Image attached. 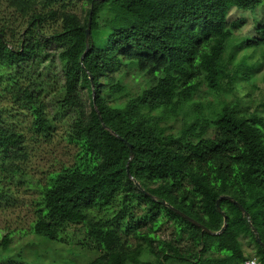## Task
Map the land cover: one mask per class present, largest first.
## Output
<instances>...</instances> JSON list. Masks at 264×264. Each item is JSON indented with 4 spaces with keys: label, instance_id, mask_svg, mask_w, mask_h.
Listing matches in <instances>:
<instances>
[{
    "label": "trees",
    "instance_id": "1",
    "mask_svg": "<svg viewBox=\"0 0 264 264\" xmlns=\"http://www.w3.org/2000/svg\"><path fill=\"white\" fill-rule=\"evenodd\" d=\"M87 1L92 13L84 54L90 7L81 17L70 9V0H3L28 27L14 44L4 40L0 29V97L8 93L19 110L29 112L30 130L48 139L53 119L42 101L48 85L43 74L57 60L62 83L55 111L71 114L65 138L77 149L72 165L48 174L31 232L67 243L58 235L82 224L87 241L102 251L89 264H246L252 258L264 264V248L252 232L264 244V120L240 117L223 102L207 112L194 102L192 81L201 77L209 91L217 89L215 71L224 52L228 12L234 7L254 11L261 0ZM44 24L59 30L40 36ZM247 46L264 48V23ZM123 59L150 80L136 96L124 93L123 84L111 76ZM176 110L187 120L175 132L153 116L159 112L162 120ZM6 118L0 106L2 170L26 158L25 137ZM124 142L131 145L132 158ZM221 196L240 204L248 218L236 203L220 200L226 226L219 235L202 232L175 211L218 232L224 222L216 209ZM134 200L148 203L152 223L163 210L162 222L172 225L174 238L158 239L146 231L142 244L131 247L130 231L121 232L120 222ZM118 205L104 220H89L86 214ZM242 239L253 246L252 255ZM8 244L4 236L0 247Z\"/></svg>",
    "mask_w": 264,
    "mask_h": 264
},
{
    "label": "rangeland",
    "instance_id": "2",
    "mask_svg": "<svg viewBox=\"0 0 264 264\" xmlns=\"http://www.w3.org/2000/svg\"><path fill=\"white\" fill-rule=\"evenodd\" d=\"M89 7L87 0H70V9L81 17L85 16ZM226 21L222 40L224 52L215 71L217 89L209 91L201 77L194 78V102L201 103L207 112L214 111L217 104L223 102L235 107L240 117L256 115L264 120V48L247 46L249 39L259 37V27L264 23V0L254 11L231 8ZM27 27L28 24L16 20L13 12L0 0V29L5 31L4 40L14 44ZM190 29L198 31L196 25ZM58 30L57 25L44 24L38 29V35L49 36ZM205 45L204 41L201 48L204 49ZM54 52L55 48L50 51L51 56ZM53 61L49 69L40 68L44 70L43 79L48 82L42 101L53 119V130L48 139L30 130L29 112L19 110L8 93L0 97V106L7 113L8 125L21 131L25 137L26 153L24 160L14 161V168L10 165L2 170L0 167V241L4 236L9 239L5 249L0 247V264H89L102 253L87 241L82 224L71 225L58 235L62 240L67 239V243L49 241L31 232L41 188L48 174L58 171L63 165H72L77 150L65 138L71 114L55 111L54 97L60 90L62 70L60 63ZM111 76L123 84L124 93L130 96L138 95L150 85L147 73L125 59ZM165 115L161 120L159 112L153 113L172 132L183 128L187 120L185 113L178 110ZM130 205L120 227L123 233L130 231L127 238L131 247L142 244L141 237L146 231L154 232L158 239L174 238L172 225L162 222L165 219L163 210L152 223L147 202L134 200ZM119 208L120 205L114 208L96 207L88 209L86 214L89 220L100 221L112 217ZM242 245L246 253L253 254L254 248L248 240L242 239ZM252 260L255 261L254 258Z\"/></svg>",
    "mask_w": 264,
    "mask_h": 264
},
{
    "label": "water",
    "instance_id": "3",
    "mask_svg": "<svg viewBox=\"0 0 264 264\" xmlns=\"http://www.w3.org/2000/svg\"><path fill=\"white\" fill-rule=\"evenodd\" d=\"M91 13H92V4H91L90 10H89V15H88V20H87V25H86V28H85V43H86V49H85V51H84V54L88 51V48H89V47H88V46H89L88 44H89V39H90ZM84 54H83L82 57H81V61H82V59H83ZM89 79H90V81H92L91 76H89ZM103 127H105V126L103 125ZM124 143L127 145L128 149H129V158H132V157H133V152H132V147H131V145H130L129 143H127V142H124ZM126 172H127V176H128L130 179H132V177H131L130 174H129L128 168H126ZM133 182H134L135 186H136L138 189L142 190L141 187H140V185H139L135 180H133ZM142 191H143V190H142ZM144 194H145L146 196L149 195V194H148L147 192H145V191H144ZM224 199L229 200V201H232L233 203H236V204H237V207L239 208V210L241 211V213H242V214H245L246 217L248 218V214L245 212V210L243 209V207H242L240 204H238L237 202H235L231 197H228V196H221L219 199L216 200V209H217L218 213H220V215H222L224 222H223V225H222L221 229H220L218 232H212V231H210L209 229H207L206 227H204L203 225H201V224L195 222L193 219H191V218L185 216L183 213H181V212H179V211H177V210H175V211H176L179 215H181L182 217H184V218H186L187 220H189L190 222H192L194 225L198 226V227L201 229L202 232H205V233H207V234H209V235H219V234L224 230V228H225V226H226V223H225V215H224V213L220 210V207H219V202H220V200H224ZM162 204H163L164 206L169 207L165 202H162ZM252 232L254 233L255 241H256L260 246H262V247L264 248V244L260 241V239H259V237H258V233H257L253 228H252Z\"/></svg>",
    "mask_w": 264,
    "mask_h": 264
},
{
    "label": "built area",
    "instance_id": "4",
    "mask_svg": "<svg viewBox=\"0 0 264 264\" xmlns=\"http://www.w3.org/2000/svg\"><path fill=\"white\" fill-rule=\"evenodd\" d=\"M246 264H257V263L251 259V260L247 261Z\"/></svg>",
    "mask_w": 264,
    "mask_h": 264
}]
</instances>
